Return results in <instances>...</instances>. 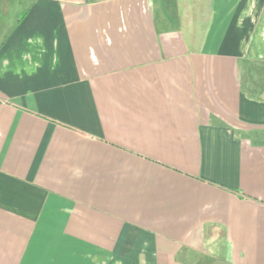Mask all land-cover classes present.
Masks as SVG:
<instances>
[{
    "label": "crops",
    "instance_id": "obj_1",
    "mask_svg": "<svg viewBox=\"0 0 264 264\" xmlns=\"http://www.w3.org/2000/svg\"><path fill=\"white\" fill-rule=\"evenodd\" d=\"M0 264H264V0H0Z\"/></svg>",
    "mask_w": 264,
    "mask_h": 264
}]
</instances>
